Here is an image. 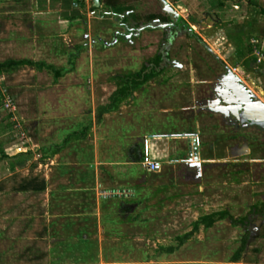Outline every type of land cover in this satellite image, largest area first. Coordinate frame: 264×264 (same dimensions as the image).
<instances>
[{
  "label": "rangeland",
  "instance_id": "374dc122",
  "mask_svg": "<svg viewBox=\"0 0 264 264\" xmlns=\"http://www.w3.org/2000/svg\"><path fill=\"white\" fill-rule=\"evenodd\" d=\"M167 1L191 27L195 26L194 35L200 40L193 34L176 36L168 57L184 68L177 70L163 62V72L138 87L136 98L127 99L123 103L125 107L117 114L103 116L99 125L100 147L106 145L107 135L113 133L114 127L119 134L120 130L131 129L133 150L137 157L139 153L142 155L141 166L133 168L126 180L116 177L119 170L100 169V183L106 195L101 204L105 216L102 264H231V257L245 237L247 244L240 260L234 264H264L261 219H253V223L260 226V233L251 239L249 232L239 224L243 217L253 215L254 208L262 207L264 163L256 161H263L264 153L254 142L228 138L225 135L228 129L220 126L215 115L196 111V101L206 83L223 70L221 63L264 102V37L254 30V16L245 17V4L239 8L228 4L225 9L214 10L212 0ZM11 2L0 0V62L23 55L56 68L92 66L98 87L97 105L107 104L109 96L121 86L119 75H143L148 62L162 60L157 56L163 37L161 29H146L132 45L122 38L115 44L114 30L123 33L116 23V15L104 4L92 11L91 1L80 17L82 26L74 30L69 26L65 39L58 35L59 29L52 27L53 34L48 39L17 42V34L26 32L25 25H19L27 22L26 14H15L19 19L11 16L12 6L7 5ZM120 3V14L131 13L124 21L133 17L145 23L154 17L153 13L160 16L157 0H122ZM52 15L53 12L48 14ZM258 27L264 29V23ZM261 32L264 35V30ZM85 34L88 37L85 38ZM99 39L115 45L105 46L106 42L102 44ZM32 70L21 67L5 73L4 83L0 82V88H7V93L14 96L13 111L19 110L26 118L22 123L20 114L14 116L12 110H0V142L6 144L29 135L40 145L44 139L42 109L27 104L41 93L36 87L41 86L43 80L36 81ZM31 82L35 83L30 85ZM141 106L151 112L147 111V115L142 114L140 118L136 113ZM154 109L156 113L152 116ZM84 112L88 114L86 109ZM126 112L136 116L131 119V128L125 125L128 122L123 113ZM154 119L157 122H152ZM145 125L161 131L155 132L153 138H169L157 143L155 139H148L147 134L152 132L146 130ZM187 135L191 142L181 138ZM120 137H114L116 143L121 142ZM155 144L157 158L150 152ZM147 155L158 163L156 170L150 173L144 166ZM170 162L177 164L170 166ZM13 183L21 181L17 179ZM8 188H11L10 183ZM10 192L11 189L0 194V264L41 263L45 245L41 238L43 206L40 198H16ZM121 205L125 210L121 211ZM220 212H227L236 221L224 217L212 226L201 222L203 217ZM107 213L112 214L111 218Z\"/></svg>",
  "mask_w": 264,
  "mask_h": 264
},
{
  "label": "crops",
  "instance_id": "0c3cea01",
  "mask_svg": "<svg viewBox=\"0 0 264 264\" xmlns=\"http://www.w3.org/2000/svg\"><path fill=\"white\" fill-rule=\"evenodd\" d=\"M1 1L6 2L7 0ZM8 1H12L7 4L12 6L10 8L11 16L26 14L27 22L19 23V25H25L26 32L17 34V42L24 43L26 41L35 43L41 37L48 39L53 34V31H51L52 27L59 29L58 35L65 39V36H67L65 31L69 26H71V30L82 26L83 20L80 17L83 16V10L88 7L89 1L92 3V11L100 9L102 4L99 2V6H95L94 0H25V3L21 0ZM253 1L254 5L248 4L244 0L242 2L226 0L225 5L221 9H225L228 4L233 6V8H239L243 4L247 5L244 7L245 10L247 9L245 17L251 18L254 16V30L257 31V34L264 37L261 32L264 29L258 27L260 23H264V15L260 12L259 7L256 6V2L260 1ZM92 5L98 8L93 10ZM50 12H53L54 15L48 16ZM16 17L19 19L20 16ZM13 34L16 35V33ZM84 36L86 38L88 34ZM91 41H94V39L92 38ZM103 41L106 42L104 39H99L102 44H104ZM117 41L118 39L115 44ZM106 43L105 46L115 45L111 42ZM202 44L207 46L203 42ZM212 54L214 57L216 56L214 53ZM158 55L161 56L160 53ZM32 57H23L22 55V57H10L1 61L0 63L6 61H23V63L2 67L0 70V82L4 83L5 73H12L21 67L32 68L31 74L35 72L34 78L36 81L39 78L43 79L41 86L38 85L36 87L39 88L41 93L39 92L27 104L38 106L42 109L44 139L40 145L36 138L33 140L29 135L21 139L11 140L6 144L0 142V194L11 189L10 193L16 198H24L25 196L39 197L42 203L43 209L40 216L43 224V234L41 238L44 241L45 254L41 263L29 261L24 264H102L105 249L102 235L105 216L102 212L101 204L104 202L106 195H104L100 183V169L106 171L119 170L116 172V177L126 180L130 178V171L133 168L141 166L142 155L139 153V157H137L133 150L135 144L132 141L134 135L131 129L126 130V132L120 130L119 132L121 133L119 134L118 131H114L117 130L114 127L113 133L107 135L106 145L100 147L99 135L97 134L99 125L103 122V116L117 114L118 110L125 107L123 103L127 99L136 98L138 87L145 86L149 83V79L163 72L165 68L159 65L145 68L147 70L144 69L143 73L151 72V76L135 84L128 94L118 97L111 108L99 115L100 108L108 105L111 97L120 93L126 87L121 78L127 77V75L118 76L121 86L109 96L108 103L97 105L95 100L97 101L98 97L96 93L98 87L95 86L97 80L93 76L95 71L92 66L56 68L43 62L37 63ZM215 58L218 62H221L217 56ZM175 68L182 70L184 66ZM33 83L31 82L30 85ZM12 97L14 99V96ZM85 109L88 114H85ZM140 109L142 110L140 111ZM140 109L136 113L140 118L142 114L147 115V111L151 112L149 109L146 110L147 108L144 106H141ZM16 111H13L12 114L14 116L21 115L18 116L20 118L19 122H26L24 115L19 110ZM160 112H162V109H160ZM155 113L154 109L152 116ZM123 114L128 122L125 125L129 124V128H131V119L136 116L127 112ZM84 118H88V120H85L87 123H84ZM160 121L161 119H158V122ZM152 122H157V120L154 119ZM144 128L152 132L148 133L147 137L148 139H155L156 143L169 138L159 136L153 138V134L159 132V130H154L153 127H148V125H145ZM112 134H114L115 138L118 135L121 136V142L120 140L118 141L121 145L116 143V139L113 136L111 137ZM181 138L191 142L188 135ZM153 146L150 152L155 153L154 156L156 157L158 146L156 144ZM189 154V152L186 153L188 156ZM159 164L160 166L162 165L160 161ZM170 164L172 166L177 163L170 162ZM147 172L150 173L151 171L147 170ZM9 175L11 176L10 178H8ZM32 176H39L44 180V190L34 192L16 189L20 183H16L15 185L17 186H15L13 181L18 179L19 182H22ZM9 183L11 188H8ZM112 193L116 192L113 191ZM121 207V211L125 210L122 205ZM106 216L111 218L112 214L110 213L109 215L107 213ZM30 217L28 216V218ZM109 224L111 223L109 222ZM108 228L111 229V227ZM22 230L23 227L20 232ZM254 264L260 263L254 262Z\"/></svg>",
  "mask_w": 264,
  "mask_h": 264
},
{
  "label": "flooded vegetation",
  "instance_id": "af4514ba",
  "mask_svg": "<svg viewBox=\"0 0 264 264\" xmlns=\"http://www.w3.org/2000/svg\"><path fill=\"white\" fill-rule=\"evenodd\" d=\"M132 11L133 10H131L130 12ZM158 12L160 13V16H156L155 13H153L154 17L150 18L145 23H143L142 21H136L133 17H130L128 21H124V17L131 15V13L129 12H125L124 15L117 14L116 23L123 29V33L117 30L114 31L117 32L116 39L122 38L132 45L134 43V38L139 37L144 30L149 28H159L161 29L163 35L160 40L161 47L159 53L161 54L162 60L159 62V66H163V62L171 64L169 66H183L178 61L169 59L168 51L171 48L172 42L176 36L186 34L191 35L185 25L188 22L184 18H182L180 14V17H176L172 13H166L159 1ZM114 32L113 36L115 34ZM221 65L223 67V70L216 75L213 81L207 83L205 88L202 90L201 97L197 99L196 111L197 113L204 111L211 115H215L219 119L220 126L224 129H228L227 132H225V135L228 138H238L242 141L245 140L252 143L254 142V146L264 153V123H258L249 119V109L247 111L245 109V107L251 105V101L249 99L243 98L242 101L239 100L235 103L225 104V109H221L220 112H214L212 109H210L214 106L208 104V102L218 99L220 100V104L222 105L223 100H228L229 98H231V95L229 96L226 88L230 90L229 86H235L230 79L225 78L222 80L220 78L226 74L225 65L222 63ZM235 91L239 93L241 97H243V95H241L236 87ZM256 162L264 163V160ZM253 212V215L247 216V219L243 221V227L249 232V239L259 235L260 226H264V209L261 211H257V209L254 208ZM254 218L261 219L260 226H257L255 223H253Z\"/></svg>",
  "mask_w": 264,
  "mask_h": 264
},
{
  "label": "trees",
  "instance_id": "16d2710c",
  "mask_svg": "<svg viewBox=\"0 0 264 264\" xmlns=\"http://www.w3.org/2000/svg\"><path fill=\"white\" fill-rule=\"evenodd\" d=\"M121 1H119V0H99L100 3L104 4L107 7V9H109V11L113 12L116 15L120 14V12H121V9H122V5L120 3ZM225 1L226 0H212L211 8L212 9L214 8V10L215 9L220 10L221 7H223L225 5ZM229 1L242 2V0H229ZM244 1H246L248 4H253L254 5V1L253 0H244ZM256 6L259 7L260 12L264 15V2L263 1L256 2ZM97 8L98 7H95L94 5H92V9L93 10H95ZM193 27H195V26H193ZM158 57H159V55H158ZM20 63H23V61H6V62H3V63H0V70H1L2 67L13 66V65H16V64H20ZM158 65H159V60L156 59L152 63L148 62V65H146V67H148V66L149 67L150 66L156 67ZM149 76H151V72L143 73V75L137 74V75H134V76L122 77L121 80L124 82L126 87L120 93L114 94L111 97V100H110L108 105L100 108L99 115L102 112H104V111L108 110L109 108H111L113 106V103L115 102V100L118 97L128 94L131 91V88L135 84L146 80ZM0 101H1V93H0ZM9 116H10V114H9ZM44 188H45L44 180L41 177H39V176H32V177H30L28 179H24L19 184V186L16 189L17 190H22V191L31 190V191H34V192H40V191L44 190ZM256 209H257V211L263 210L264 209V204H262V207L256 208ZM224 217H230L232 219V217L229 216L227 212H220V213H214V214H211L209 216L203 217L201 219V222H203L206 226H212L213 223L217 219H222ZM246 219H247V217H243V219L241 221H239V224L243 225L244 224L243 221L246 220ZM232 220L234 222L236 221V219H232ZM246 244H247V238L245 237L243 239V241H242L241 246L235 251V253L231 257V261H230L231 264H234V263H236V262H238L240 260L242 252H243Z\"/></svg>",
  "mask_w": 264,
  "mask_h": 264
},
{
  "label": "water",
  "instance_id": "95a60500",
  "mask_svg": "<svg viewBox=\"0 0 264 264\" xmlns=\"http://www.w3.org/2000/svg\"><path fill=\"white\" fill-rule=\"evenodd\" d=\"M161 4L163 10L166 13H172L176 17H180L179 13L172 7V5L167 0H158ZM95 6H99V0H94ZM186 28L190 32V34H194L193 28L186 23ZM117 32H115L114 37L116 39ZM107 44V43H106ZM209 51L212 52L210 48H208ZM213 53V52H212ZM215 55V54H214ZM216 57V56H215ZM174 62V61H171ZM226 74L220 77L222 80L227 78L230 79L235 86H229L230 90L226 88L227 93L231 98L228 100H223L222 105L220 104V100L215 99L208 104L214 106L211 107L214 112H220L221 109H225V104H231L238 102L239 100L242 101L244 99H249L251 101V105L248 107H245L246 111L249 109V119L258 123H264V102L243 82V80L236 75L229 67L225 65ZM235 87L237 90L243 95V97L240 96L239 93L235 91Z\"/></svg>",
  "mask_w": 264,
  "mask_h": 264
},
{
  "label": "built area",
  "instance_id": "2783aa9c",
  "mask_svg": "<svg viewBox=\"0 0 264 264\" xmlns=\"http://www.w3.org/2000/svg\"><path fill=\"white\" fill-rule=\"evenodd\" d=\"M1 93V101H0V110H14V99L12 96H10L7 93V88L1 89L0 90ZM144 166L147 167V169L149 171H154L156 170L158 163L155 161H152L149 157V155H147V159L146 162H144Z\"/></svg>",
  "mask_w": 264,
  "mask_h": 264
}]
</instances>
